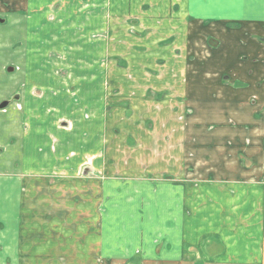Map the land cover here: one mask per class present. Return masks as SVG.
Returning a JSON list of instances; mask_svg holds the SVG:
<instances>
[{
	"label": "crops",
	"instance_id": "crops-1",
	"mask_svg": "<svg viewBox=\"0 0 264 264\" xmlns=\"http://www.w3.org/2000/svg\"><path fill=\"white\" fill-rule=\"evenodd\" d=\"M41 1L10 0L18 8L16 15L40 6ZM57 1H44L32 14H45L48 19ZM67 1L76 15L85 16V22L86 15L98 18L94 24L99 25L100 20V28L107 14L112 30L120 26L127 30L118 16H132L135 33L128 34L127 40L159 51L131 59L132 74L127 76L126 88L133 95V103L126 122L132 135L125 140H135L142 130L146 131L140 123L158 127L159 134L143 132L137 138L138 147L126 142L122 149L126 160L121 159L120 137L106 147L104 154L102 118L92 119L90 114L102 111L101 67L90 77L82 71L77 78L78 89L67 85L75 74H65L67 82H58L63 85L54 89L53 97L59 104L70 105L73 98L79 103L73 95L82 94L84 105L79 116L73 120L52 118L47 124V151H39L35 138L27 139L25 134L20 137L21 143L16 136L14 144L0 147V264H22V255L32 250L35 255L65 254V248L71 249L72 230L84 241L98 237V250L94 252L100 255V264L104 256L113 264H143L140 255L149 261L146 264H264V0ZM61 5L56 14H65L69 8ZM2 20L5 22V18ZM25 21L18 19L15 25L22 31ZM87 29L93 30L81 27V33ZM33 37L29 39L26 32L27 42L22 40L18 45L23 64L30 62L29 52L44 51L41 45H35ZM83 42L74 49L86 48L85 39ZM102 43L95 62L101 61ZM54 48L45 54L51 56L57 50ZM163 57L164 66L148 70L146 64L154 65ZM53 74L61 77L55 71ZM114 75L117 79L118 73ZM82 79L89 85L80 89ZM38 87H32L30 103L26 102V92L22 97V89L11 93L17 102L24 98V109L30 118L35 117L25 121V132L37 133L46 125V120L35 116L33 105L36 100H44L48 89ZM149 89H158L164 99L157 104L136 99ZM87 98L90 102L85 104ZM11 100H3L0 106H9ZM8 106L4 108L8 110ZM54 109H48V113ZM138 112L143 114L141 121L135 118ZM76 132L77 136L82 133L78 151L61 136ZM87 147L91 149L87 151ZM90 159L99 176L104 171V159L110 160L112 177L107 183L98 181L100 207L104 196L109 198L111 213L108 223L104 224L102 216L90 221L88 226H94L96 234H92L94 227L88 229L86 216L81 218V214L83 229L81 220L78 218L75 224L65 211L55 214L52 210V215L48 211L39 218L33 213L31 218L23 214L29 197L32 205L44 201L47 210L55 207L57 200L50 194L54 188L49 186H86ZM41 186H47L42 190L49 192L48 200L39 196ZM44 219L46 232L38 225ZM27 236L36 242L32 241L34 247L29 252L23 249ZM58 245L62 252L54 250Z\"/></svg>",
	"mask_w": 264,
	"mask_h": 264
},
{
	"label": "rangeland",
	"instance_id": "rangeland-1",
	"mask_svg": "<svg viewBox=\"0 0 264 264\" xmlns=\"http://www.w3.org/2000/svg\"><path fill=\"white\" fill-rule=\"evenodd\" d=\"M44 1L46 0H42L40 2V6H32L29 11L25 12L24 14L16 15V11L18 8L14 6V3L10 2V0H0V103L3 100L12 99L9 103V106L8 104H6V106H8V110H6L7 108H2V110L0 109V147L1 145H6L8 142L13 143V141H15L14 137L16 136L19 143H21L20 141L23 140H21L20 137L25 134L27 136V139L31 137L35 138V145H37V149L39 151H47V132L49 130L47 124L52 120L53 117L55 118L59 116H65L72 120L76 119L79 116V109L84 105V103L81 102V99L83 98L82 94L73 95V97H77L79 103L76 102L75 98H73L70 99V105H67L62 101L59 104V102H57V99L53 97L54 89H57V87L63 85H60V82H67L64 81L63 76L68 73V76H72L73 74L74 77L75 74V77L73 78V81H68L67 85L69 84L70 87H77L78 89L77 78L78 75L82 74V71L85 72L88 77H90L93 71H97V69L101 67L100 71L103 75L102 87L104 90L103 100L101 102L102 111L101 113L97 112L98 116L94 114V112L90 113L91 118H98V120H100L99 118H102L103 138L101 139V143L103 144L104 154L106 147H108L111 143H113V141L117 140V138L120 137V148L122 154H124L121 159L126 160V151H122V149L126 148L127 146L126 142H129V144L138 147L137 143L139 142V140L137 138L142 137V134L144 132L142 130L140 136L136 137L138 141L136 139L134 140V138L131 139L132 137L125 140L128 135H132V132H129L130 127L126 122V119L128 118L127 115L130 109H132L133 103V95H130V90L126 88V86L128 85L126 81L127 76L132 74L131 72L133 64H131V59L133 57L137 58L139 56H149L151 52L157 54L159 51H156V48L142 47V45L136 46V43L129 42L127 40L128 34L130 35V33H135L133 27H135L136 21L132 16H130L128 19H126V15L118 16L120 18L119 23L125 24L128 28L127 31L126 29L123 30L121 26L118 29L112 30V20H110V16H107V14L103 16L104 23L103 26L101 25L102 28H100V20L98 22L99 25L94 24L96 19L98 18L95 19V16L93 15H86L87 22H85V16L80 14L76 15L74 12L75 8L73 6L71 7V4H68L69 2L67 0H58L56 3H54V5L50 8V11H52L53 15L49 16L48 19L47 15L45 14H32V10L35 7L40 8L41 6H43ZM51 1L53 0H50V2ZM61 4H63L65 8H69L66 9L65 14H56L62 7ZM11 13L13 14V16L8 15ZM30 15H32L30 17V20L25 21L27 18H29ZM4 18L5 22H3L4 20H2ZM18 19L25 21V24L23 23L24 26L22 27V31L19 29L18 25H15ZM125 20H128V24L124 22ZM81 27L82 29L92 28L93 30L87 29L85 32L81 33ZM112 28L114 29L116 27L112 26ZM26 32L29 39L30 36L34 35L33 39L35 40V45H41L42 50L48 52L50 49L53 50V47H55L54 50H57L53 54H51V56H47L44 51L43 53L37 52L35 54L29 52L28 59L30 60V62L28 64H25L24 62L23 64L21 59H24V56L22 55L20 58L17 52L18 45H21L22 40H24V43L25 40L27 42V39H25ZM142 34L146 36L147 32H144ZM84 39L87 43V47L79 50L74 49V47L76 48L77 44H83ZM102 41L103 43L101 51V61L95 62L96 52L97 50L99 51L98 45ZM73 42H75V44H73ZM117 42L119 43V45H116ZM57 54H60V56L61 54H63V56L61 57H64L65 61H61V57H58ZM164 58L165 57H163L162 59L158 58V60L155 61L156 63L154 65H156V67L153 64H149L150 66L146 64L148 70L151 69L153 71L156 68L159 69L158 66H164ZM22 66L24 68L23 73ZM140 67L141 68H138V70L142 69V66ZM138 70L135 72L139 73ZM54 71L60 74L61 77L58 78L57 76H55L53 74ZM113 71L118 73L117 79L113 78L115 77ZM80 81H82V87L80 89L85 88L84 85H89V83H85L83 79ZM85 81L88 82V80ZM139 83H141L142 85L143 80H140ZM33 86H39L48 89L47 95L44 97V100H36L33 105L37 109V111H35V116L39 117L40 121L46 120V125L44 124L43 126H41L39 128V132L37 133L34 131L25 132V121H28L29 119L33 120L35 119V117L30 118L29 112L26 110V108L24 109V98L23 100H21L22 102H17L13 98L14 95L11 96V93H14L15 90L22 89V97L24 96L23 93L26 92V102L30 103L32 101L30 93L33 92ZM40 91L42 92L41 88ZM93 97L94 96L92 95V98ZM137 97L140 98L139 101H141L142 99L145 101H150L151 103L154 102L153 104H157L160 103L162 99H164L165 95L163 93H160L158 89H149V92L147 94L136 96V99H139ZM60 100H63V97H61ZM88 102H90L89 98H87L85 104ZM94 102L95 100L91 103V105H93ZM97 102L99 101L97 100ZM54 107H56V109L48 113V109ZM157 113L158 112H156V114ZM90 114L87 113V116L89 117ZM135 118H139V121H141L142 118H144L142 112H138V116ZM139 127H142L141 129L146 130L145 132L147 134H152L155 136H158L159 134L158 127H149L146 125L143 126L142 123H140ZM98 128L99 126L97 125V130ZM81 135L82 133L80 132L77 136L76 132L75 134H62L61 136L65 137V142H68V145L72 146V150L78 151L79 142L82 140L79 139ZM74 136L77 138H75ZM25 145L27 146L26 143ZM90 149V147H87V151ZM141 149L142 147H140L139 152H142ZM132 153H129L128 156L132 155ZM136 155L137 153L134 154V156ZM10 156H13V152L10 153ZM15 156L21 155L16 153ZM88 162L89 163L87 164V169H89V171L86 175V186H49V188H54V190L51 191L52 193L50 194H54V197L57 200L55 207L47 210L45 205L43 206L44 201H41V204L38 203L36 205H32V201L31 199H29V197L26 200V207L23 211V214H28V217L31 218L30 214L33 213V216H38L39 218L41 215H48V211H50L49 215L54 214V211L52 210H55V214H61V212L65 211L72 222L76 221L75 224L81 220L79 222L81 225V229H83L84 227L83 219H81L83 218L82 215H84V217L86 216V220L88 221L86 222V225L87 227H89L88 229H90V227H94L88 226L90 221L93 223V220H98L101 216L103 217L104 224L108 223V221L106 220H108V217H110L111 213L109 204L110 199L104 196L103 206L100 207L101 200L98 198V191L96 190H98L99 180L103 179V182L107 183L110 181V178H112L110 171L111 167L109 164L110 160L104 159V171L103 174H100V176L96 175L92 160L90 159ZM119 167H122V163H119ZM79 176L81 178L85 177L84 174H80ZM80 182H83V179ZM43 187L47 186H41L39 187V189L42 190ZM67 192L71 193L67 194ZM48 193L49 192L45 188L44 191L42 190L38 194H40L39 196L43 195L44 198L48 200V198L50 197ZM31 208L33 212H31ZM79 214H81V218H79ZM55 217V220L57 221L58 217ZM78 218L80 220H78ZM45 220L46 219H44V221ZM46 222L47 221L38 223L39 227L42 228L40 230H42L43 232H46ZM72 231V238L70 240L71 243L69 244L71 249H68L67 251V249L65 248L64 250H66L65 252H67L65 254L55 253L49 256L35 255L33 250L30 254V248L34 247V245H32V241H34V243L36 242L34 239L29 238L30 236L23 238V249L26 251L28 250L29 253L22 255V264H100V255L98 253L95 254L94 252L95 249L98 250V247L95 245V240L97 241L98 237L96 236L95 238L94 236H91L90 238L88 237L86 241H84L74 236L75 232L74 230ZM92 232V234L94 235L95 227L92 229ZM38 242H41V240H38ZM67 245L68 243L65 240V247ZM59 247H61V245L56 246L54 250H60V252H62V249ZM85 251L88 253H85ZM139 257H142V262H144L143 264L149 262L146 260V258L143 257V255H140ZM106 258L107 257L104 256L102 264L115 263L114 261H111L110 259L108 260ZM9 262L10 261H8L7 264H9Z\"/></svg>",
	"mask_w": 264,
	"mask_h": 264
},
{
	"label": "water",
	"instance_id": "water-1",
	"mask_svg": "<svg viewBox=\"0 0 264 264\" xmlns=\"http://www.w3.org/2000/svg\"><path fill=\"white\" fill-rule=\"evenodd\" d=\"M5 106H6V104H3V105L0 106V108H4Z\"/></svg>",
	"mask_w": 264,
	"mask_h": 264
}]
</instances>
